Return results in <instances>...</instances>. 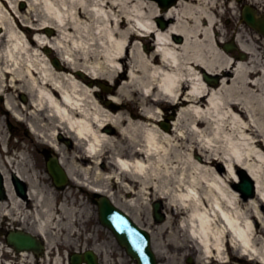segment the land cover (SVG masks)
Here are the masks:
<instances>
[{
	"label": "bare ground",
	"instance_id": "6f19581e",
	"mask_svg": "<svg viewBox=\"0 0 264 264\" xmlns=\"http://www.w3.org/2000/svg\"><path fill=\"white\" fill-rule=\"evenodd\" d=\"M209 1L181 0L161 13L148 0H0V93L12 87L27 94V104L7 95L5 109L28 120L34 135L49 142L75 184L103 194L136 223L144 204L163 200L164 221L158 232L150 229L159 257L174 264L173 255L162 254L169 253L166 246L185 251L194 244L201 262L212 263L211 256L241 264L228 255L232 244L264 264V92L259 93L257 78L262 74L264 80V64L235 62L217 48ZM253 1L264 8L263 0ZM19 2L27 6L20 10ZM157 17L173 22L161 29ZM150 39L147 53L144 40ZM32 45L54 50L68 68L103 78L110 87L127 68V81L116 96H101L76 76L53 69ZM211 75L217 85L204 80ZM8 78L11 86L4 84ZM122 98L139 112L124 106ZM171 108L175 116L166 131L160 124ZM4 140L0 128V146ZM66 140L72 151L63 147ZM193 153L205 165L194 161ZM18 154L0 156L8 195L0 217L33 220L48 244L54 229L66 231V237L76 234L88 211L84 200L71 197L67 204V193L50 190L27 151ZM240 169L255 183L256 194L247 201L230 185ZM12 174L28 183L26 197L14 192Z\"/></svg>",
	"mask_w": 264,
	"mask_h": 264
},
{
	"label": "rangeland",
	"instance_id": "374dc122",
	"mask_svg": "<svg viewBox=\"0 0 264 264\" xmlns=\"http://www.w3.org/2000/svg\"><path fill=\"white\" fill-rule=\"evenodd\" d=\"M209 3H211V5H214L210 10H212L211 12H214L216 14V18H215L216 24H215V30L214 31L218 33L219 38H222L224 40V39H228L229 37H232L233 35L239 36L238 37L239 40L241 42L245 43L247 46H249L252 49V55L248 57L246 62L249 64V66H254L255 68H260V66H262V64H264V59H263L264 39L257 38L255 36V34L253 33V31H251L246 25H244L240 21H237L236 11L238 10V7H240V5H237L234 3L232 6H230L228 8L225 0H213L212 2L209 1ZM250 3L253 4L254 1L251 0ZM25 4H26V2H25ZM20 5H21V3L17 4V8H19ZM55 34H56L55 32H52L48 35L51 36L50 38H54ZM151 43H152L151 41H148V43L146 41V44L148 45V49H147L148 52H151V49H150ZM133 45H134V41H132L130 46H127L126 50L129 52L132 49ZM32 48L33 49H39L36 45H32ZM40 51L43 53L42 49ZM52 56H55V53L52 54ZM83 62H84V60H79L80 65H82ZM62 72H64L65 74L73 75L70 69H65ZM127 72H128V69L125 68L124 71L120 70V72L117 75H115L114 81L116 84L114 86V92L111 93L112 96H116L115 92H116L117 88L123 82L127 81V77H126ZM261 77H262V74L257 75V78H260V80H261V82L258 86L259 93L264 92V80ZM4 84L11 86L10 78L5 80ZM2 94L4 97H6L7 95L10 96L16 102H19V103L22 102L21 101V94L28 98L27 94L16 91V88H12V87H11L10 91H8L6 93H2ZM104 94H105V96H107L106 93H104ZM122 99H123V105L124 106H126L129 109L132 108L134 111L139 112L140 109H139V107L136 106V104L130 106L127 104V102H126L127 100H124L125 98H122ZM173 112L175 113V111H171V110L167 109L163 113L166 116L169 115V119L166 121V123L174 118L175 115H173ZM28 122H29L28 120L26 122L24 121V123H28ZM8 123L14 124V125H12L14 130H17V131L20 130L18 134H20L22 136L21 138H23V134L21 132L23 129H26L27 126H25V124H22V123H19L18 121H16V119H14V117L9 112L6 111L5 116L4 115L0 116V128L4 131L5 137L8 135L7 134V131L9 129ZM12 132H13V129H12ZM28 138H31V137L28 136ZM34 150L37 151L36 148ZM35 151H33V154H32L33 160L37 164V166L39 167L40 170H44V164L40 163L41 156H39L38 153ZM1 154H3V153H0V156H2ZM193 160L199 162L202 165H205V161L203 160V157H201L197 153L196 154L193 153ZM113 190L115 192L117 189H113ZM116 195L118 196V194H116ZM120 196L121 195L118 196V198H119L118 200H120L121 203L123 205L125 204V206H126V203H125L126 200H123V199L121 200ZM124 196H125V198L127 197V195H124ZM150 199H153V196H151ZM154 201H157V200L156 199L151 200L148 204H144L143 208H141L140 211L137 212V214L139 216L138 218H140V224H142V226L151 227V229H153L155 232L156 231L158 232V229H156V228H158V226L160 224L157 225V223H155L152 219L151 203ZM162 204H163V200H162ZM87 207H88V211H87V214H85V215L87 217H91V222L89 224L91 227L93 226V227H95V229H97L99 227L98 221L96 220L97 206L96 205H87ZM162 211L164 214H165V211L168 212V210L165 209V206H163ZM100 233H104V232L100 231ZM152 247L155 249L156 253H158L160 255V252H159L160 250L156 249L153 244H152ZM166 249H167V252H169V253H162V254L173 255L175 257V260H176V262L174 264H184V262H183L185 260L184 258L187 257V256L184 257V253L186 252L187 249H185V251H184V248L174 249L170 246L169 247L166 246ZM158 254H156V255H158ZM195 254H197V253L193 252L192 255H195ZM160 257L162 258V259L161 258L160 259L163 260V261H160V262H162L161 264H171V263H169L168 260L164 259L163 256H160ZM130 264H132V263H130Z\"/></svg>",
	"mask_w": 264,
	"mask_h": 264
},
{
	"label": "flooded vegetation",
	"instance_id": "af4514ba",
	"mask_svg": "<svg viewBox=\"0 0 264 264\" xmlns=\"http://www.w3.org/2000/svg\"><path fill=\"white\" fill-rule=\"evenodd\" d=\"M19 196V195H18ZM20 197V196H19ZM20 231L24 234L30 235L35 241V247L26 252L16 251L15 249L9 248L6 244V236L10 232ZM52 234H48L50 239ZM56 251L52 248H48L45 244L44 239L38 235L34 229H25L22 227H14L12 230L3 231L0 229V264H53L54 260L63 253L62 246L55 245ZM68 256H66L67 260ZM233 258V257H232ZM60 262H64L63 258L60 257ZM113 263L118 261L117 257L112 258ZM99 261H105L100 255Z\"/></svg>",
	"mask_w": 264,
	"mask_h": 264
},
{
	"label": "water",
	"instance_id": "95a60500",
	"mask_svg": "<svg viewBox=\"0 0 264 264\" xmlns=\"http://www.w3.org/2000/svg\"><path fill=\"white\" fill-rule=\"evenodd\" d=\"M163 3L169 4L171 2V0H160ZM243 18L245 20V22L252 26L255 29H259V31L264 34V26L261 24H258L253 15L251 14L250 11H245ZM260 27V28H257ZM50 172L53 175L58 174V178L60 177V173L57 172V170L55 168L53 169H49ZM241 180L242 183L239 185L240 190H242L245 194H251L252 192V182L246 177V175L244 174V172L241 173ZM103 210V222L105 225H107L108 227L111 228V225L108 223L107 219H108V215L109 213H115L114 215H112L113 217H118V213L116 212V210L113 209V207H111L108 202L106 200H104L103 204H102V208ZM122 237H124V235H121ZM144 238H145V242L142 245L139 244H135L137 248L132 249L131 246H129L130 244L128 243V241L126 240V238H123L124 244L127 246L128 252L133 256L139 259V264H153V261L150 257L151 253L149 251L148 248V237L143 234ZM137 252H136V251Z\"/></svg>",
	"mask_w": 264,
	"mask_h": 264
}]
</instances>
